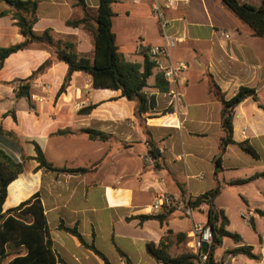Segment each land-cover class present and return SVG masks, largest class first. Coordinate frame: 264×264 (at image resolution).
Here are the masks:
<instances>
[{
    "label": "crops",
    "instance_id": "crops-1",
    "mask_svg": "<svg viewBox=\"0 0 264 264\" xmlns=\"http://www.w3.org/2000/svg\"><path fill=\"white\" fill-rule=\"evenodd\" d=\"M258 7L260 0H238ZM94 16L99 0H84ZM153 0H113L112 32L118 53L142 66L145 56L155 63L144 93L154 105L137 114L136 103L119 91L94 89L86 73H74L58 94L67 66L56 61L52 48L32 43L0 65V150L21 172L7 188L2 212L38 196L50 233L52 250L65 264H104L72 235L58 230L76 228L110 264H156L146 253L148 243L159 244L167 231L187 236L193 224L187 201L214 189L221 193L215 206L229 221L227 230L238 234L264 264V178L243 185L231 182L264 174V39L233 16L219 0H158L167 23L163 32L152 15ZM114 4H118L114 8ZM9 7L0 2V48L25 41ZM131 10L133 14H129ZM33 32H48L55 41L69 43L75 54L93 58L92 33L68 21L84 17L73 0H37ZM221 34L227 35L225 39ZM164 35L175 39L165 56L151 59L148 48L164 45ZM184 64L175 90L160 93L154 76L168 65ZM215 85L231 99L241 87L255 91L233 111L232 140L247 141L258 158L228 145L221 169L213 160L223 136L222 106L212 93ZM22 88H26L23 94ZM172 92L177 94L174 99ZM101 133L105 140H91L84 132ZM161 155L160 167L148 156V141ZM38 148L56 169H88L84 175L46 171L39 167ZM165 197L170 206L154 209ZM171 211L166 224L139 223L137 216ZM237 214L241 222L233 220ZM177 242L171 237V244ZM223 246V245H222ZM187 247V246H186ZM234 247L225 249L220 259ZM222 248V247H221ZM6 263L25 255L22 247L8 245ZM239 256V255H238ZM230 257V261L234 257ZM219 262V260H217ZM230 264V263H229Z\"/></svg>",
    "mask_w": 264,
    "mask_h": 264
},
{
    "label": "trees",
    "instance_id": "trees-1",
    "mask_svg": "<svg viewBox=\"0 0 264 264\" xmlns=\"http://www.w3.org/2000/svg\"><path fill=\"white\" fill-rule=\"evenodd\" d=\"M73 1L75 6L83 10L84 17L77 21H68L66 24L73 28L82 25L92 33L94 47L92 59L75 54L69 43L53 40L47 31L41 35H36L33 32L32 28L36 23L37 0H0V2L8 5L10 9L8 13L16 21V25L25 37V41L21 44L9 48H0V65L8 56L22 50L28 44H47L52 48L56 61L62 62L67 66V74L58 94L64 92L69 84L70 77L74 73H86L91 76L94 89L119 91L121 96L136 103L135 112L138 115L148 111L154 105V97L147 96L144 93V89L148 87L147 80L153 74L155 63L145 56L142 66H139L126 62L118 53L115 35L112 32L113 12L111 5L113 0H99L94 16L90 15L84 0ZM219 1L233 16L246 25L256 37L264 39V0H260L258 7L248 3H241L238 0ZM154 81V88L158 92H168L169 88L162 73H156ZM212 93L222 106L220 124L223 136L220 139L218 152L213 160L217 174L221 169L222 155L228 145H236L243 153L253 158H258L257 152L247 141L235 143L232 140L233 111L246 98L252 97L255 99V91L241 87L231 99L226 100L219 89L212 85ZM262 109L264 110V106H262ZM0 132H2L1 129ZM84 132L91 140H105V136L101 133L91 130ZM148 147V156L160 167L161 155L156 145L149 140ZM35 159L39 163V167L46 171L71 175H84L89 171L88 169H56L46 162L38 148H36ZM20 172V164L14 163L0 150V264H65L52 250L49 229L37 195L14 209L5 213L2 212V206L7 196V188ZM256 178H264V174L254 175L247 180L233 181L231 184L243 185ZM220 193L221 187L218 184L214 189L196 198H189L187 201V208L190 211L204 210L206 224L211 230L212 243L206 264H217L216 250L222 247L224 240H230L234 245L231 250L227 251L229 256L242 255L249 260H259L260 257L254 252L252 246L245 245L238 234L227 230L229 221L224 212L218 209L214 203ZM170 213L171 211L169 210L159 215L137 216L134 219L138 220L140 224L148 220H155L163 226L166 224ZM257 213L264 215V212L257 211ZM58 230L74 236L84 248L93 252L104 264H110L92 244L88 245L84 242L75 227L66 228L61 223L58 226ZM171 237H174L177 243H185L186 246L187 236L185 234L173 235L171 231H167L159 244H146V253L156 264H194L195 256L187 247L186 250L178 255L172 256L170 254ZM8 245L24 248L26 251L25 255H17L6 263V259L9 256L6 253ZM120 255L128 264L126 256L121 252Z\"/></svg>",
    "mask_w": 264,
    "mask_h": 264
},
{
    "label": "built area",
    "instance_id": "built-area-1",
    "mask_svg": "<svg viewBox=\"0 0 264 264\" xmlns=\"http://www.w3.org/2000/svg\"><path fill=\"white\" fill-rule=\"evenodd\" d=\"M170 0H168L169 3ZM174 1V0H172ZM151 12L154 17L158 19L161 31L164 34L167 23L163 18L162 13L159 9L158 0H153L151 5ZM225 39L228 38L227 35L221 34ZM164 45L162 47L153 46L148 48V56L153 59L158 56H165L168 54L169 50L175 46V39L164 35ZM184 69V64L177 63L175 65H168L163 69V78L165 82L175 90L177 85V80L179 79V72ZM172 97L175 99L177 94L172 92ZM170 206V202L167 198L162 197L156 200L153 205L154 209H162L164 207ZM189 209L187 214L189 215ZM212 243V236L210 227L205 224H193L191 230L187 234L186 246L188 250L195 256L194 264H206L208 260V252ZM204 246L206 247V252H203ZM217 264H223L222 262H217Z\"/></svg>",
    "mask_w": 264,
    "mask_h": 264
},
{
    "label": "rangeland",
    "instance_id": "rangeland-1",
    "mask_svg": "<svg viewBox=\"0 0 264 264\" xmlns=\"http://www.w3.org/2000/svg\"><path fill=\"white\" fill-rule=\"evenodd\" d=\"M123 4L126 5H130L131 0H122ZM118 4H114V8L115 6H117ZM131 6V5H130ZM129 14H133V12L131 10L128 11ZM191 218L193 221L195 222H203L205 220V216L204 214H200L197 211H192L191 212ZM233 220L236 222H241L239 216L237 214H233ZM232 244V242L230 240H224L223 242V246L222 248H218L216 250V256L220 257L222 256L223 252H224V247L225 249H228V247H230ZM184 250H186V246L185 243H177L176 246L172 245L170 246L169 252L172 256L178 255L181 252H183ZM217 260H219L220 262H222L223 264H253V261H250L248 258H246L245 256L239 255L233 258L232 261H230V257L228 254L224 255L223 257H221L220 259L216 258Z\"/></svg>",
    "mask_w": 264,
    "mask_h": 264
},
{
    "label": "water",
    "instance_id": "water-1",
    "mask_svg": "<svg viewBox=\"0 0 264 264\" xmlns=\"http://www.w3.org/2000/svg\"><path fill=\"white\" fill-rule=\"evenodd\" d=\"M22 92H23V94H25L26 93V88H22ZM206 247L207 246H204L203 252H206Z\"/></svg>",
    "mask_w": 264,
    "mask_h": 264
}]
</instances>
